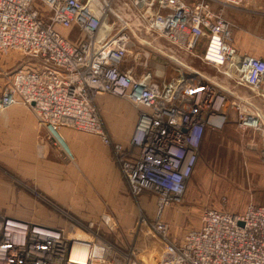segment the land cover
<instances>
[{"label":"built area","instance_id":"2783aa9c","mask_svg":"<svg viewBox=\"0 0 264 264\" xmlns=\"http://www.w3.org/2000/svg\"><path fill=\"white\" fill-rule=\"evenodd\" d=\"M124 1L172 52L194 55L204 41L203 62L232 72L235 84L251 91L264 84V60L235 50L224 17L249 0ZM110 15L104 0H0V56L25 58L0 96V112L22 104L48 143L64 152L62 129L110 146L95 102L100 95L128 102L137 113L134 132L127 148L112 149L129 194L155 199L156 217L139 212L125 245L108 236L117 228L108 215L63 229L0 214V264H264V206L241 214L206 209L197 229L179 241L168 238L162 210L185 192L202 131L218 127L227 97L193 74L166 83L151 71L136 74L128 68L133 40L108 23ZM244 113L239 126L258 128Z\"/></svg>","mask_w":264,"mask_h":264},{"label":"rangeland","instance_id":"374dc122","mask_svg":"<svg viewBox=\"0 0 264 264\" xmlns=\"http://www.w3.org/2000/svg\"><path fill=\"white\" fill-rule=\"evenodd\" d=\"M104 2L113 14L108 23L123 29L133 40V58L128 68L136 74L151 71L153 79L160 83L173 81L180 72L200 75L227 97V111L218 119V127L207 126L202 131L197 161L185 192L162 210L168 238L179 241L185 233L197 229L206 209L241 214L249 205L264 206V114L248 100L251 90L239 88L240 94L229 71H218L199 59L204 41L193 51L194 55L177 54L124 0ZM24 61L18 53L1 55L0 62L7 68H0V76H11ZM222 83L228 92L219 87ZM5 86H0L2 92ZM256 93L264 97L261 90ZM95 105L110 146L94 135L62 129L61 152L37 128L36 134L32 135L31 129L22 140L29 151H4L12 136L0 131V214L63 229L76 220L99 224L100 217L108 215L117 226L108 236L125 245L131 240L139 212L150 219L156 217L155 199L148 194L140 198L129 194L112 149L117 144L127 148L135 129L136 110L128 102L109 95L98 96ZM241 109L259 120L258 128L239 126ZM13 165L21 172L14 173Z\"/></svg>","mask_w":264,"mask_h":264},{"label":"crops","instance_id":"0c3cea01","mask_svg":"<svg viewBox=\"0 0 264 264\" xmlns=\"http://www.w3.org/2000/svg\"><path fill=\"white\" fill-rule=\"evenodd\" d=\"M224 17L232 25L231 38L235 50L239 54L264 60V0H249L240 9L228 8L224 11ZM4 66L7 68L6 65ZM4 66L0 62V68L4 69ZM10 77L0 76V86L8 84ZM219 85L223 91L228 92L225 89L227 87L225 83ZM260 90L262 92L264 91V84ZM237 92L241 94V90L239 91L238 89ZM1 93L2 91L0 90V96ZM248 100L256 104L260 108L259 111L264 114V98L252 94ZM36 129L37 127L32 114L22 104L15 105L4 112H0V131H8L10 136H12L11 143L3 149L4 151H29V146L26 145L27 143H23L22 140L25 139V136L29 135L30 130L32 135L34 133L36 134ZM4 141L7 140L5 139ZM14 167L15 165L11 168ZM18 169L15 167L12 171L14 173L21 172Z\"/></svg>","mask_w":264,"mask_h":264},{"label":"bare ground","instance_id":"6f19581e","mask_svg":"<svg viewBox=\"0 0 264 264\" xmlns=\"http://www.w3.org/2000/svg\"><path fill=\"white\" fill-rule=\"evenodd\" d=\"M231 74H232V72H230ZM195 76H198V77H201L200 75H195ZM202 78V77H201ZM204 79V78H203ZM207 81V80H206ZM209 83H211V84H213L212 82H210V81H208ZM232 83H234L233 81H231ZM214 85V84H213ZM235 85V88H237V89H239V88H242V86H239L238 84H234ZM215 86V85H214ZM251 93H253V94H255V95H258L259 97H261V98H264V97H262V96H260L259 94H257L255 91H250ZM250 122H251V124H252V126H257V125H259V120L258 119H256V118H251V120H250Z\"/></svg>","mask_w":264,"mask_h":264},{"label":"trees","instance_id":"16d2710c","mask_svg":"<svg viewBox=\"0 0 264 264\" xmlns=\"http://www.w3.org/2000/svg\"><path fill=\"white\" fill-rule=\"evenodd\" d=\"M203 41H201V43H202ZM201 43H200V45H201ZM197 49V48H196Z\"/></svg>","mask_w":264,"mask_h":264}]
</instances>
